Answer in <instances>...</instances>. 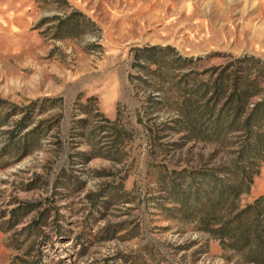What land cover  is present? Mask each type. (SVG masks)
I'll return each mask as SVG.
<instances>
[{"label": "rangeland", "instance_id": "1", "mask_svg": "<svg viewBox=\"0 0 264 264\" xmlns=\"http://www.w3.org/2000/svg\"><path fill=\"white\" fill-rule=\"evenodd\" d=\"M244 58L264 63V0H0V264H242L166 186L234 150L175 103Z\"/></svg>", "mask_w": 264, "mask_h": 264}, {"label": "trees", "instance_id": "2", "mask_svg": "<svg viewBox=\"0 0 264 264\" xmlns=\"http://www.w3.org/2000/svg\"><path fill=\"white\" fill-rule=\"evenodd\" d=\"M171 49L166 46L164 50ZM164 50L144 46L136 53L147 64H159L157 54ZM192 60L178 55L172 61L184 65ZM238 62L245 66L228 70L231 64L226 65L200 86L201 92L197 87L184 89L182 99L175 103L178 121L198 138L222 142L226 133L236 131L234 150L217 166L192 172L183 168L176 173L183 187L172 179L166 189L170 201L179 205L177 210L194 222L195 229L217 240L238 263L264 264V196L241 202L264 161V86L258 80L264 63L256 58ZM188 93H199V98H191ZM124 262L137 264V257H126Z\"/></svg>", "mask_w": 264, "mask_h": 264}]
</instances>
